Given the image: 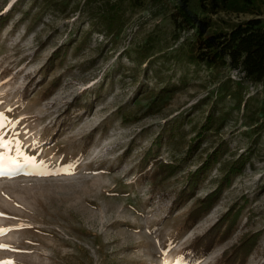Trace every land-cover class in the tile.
I'll list each match as a JSON object with an SVG mask.
<instances>
[{"label": "rangeland", "instance_id": "1", "mask_svg": "<svg viewBox=\"0 0 264 264\" xmlns=\"http://www.w3.org/2000/svg\"><path fill=\"white\" fill-rule=\"evenodd\" d=\"M177 2L0 0V264H177L183 246L235 202L236 228L194 264H216L247 232L260 236L245 264H264V84L189 62L192 32L171 20ZM248 11L209 14L212 28L255 12L264 22V0ZM58 48L66 53L39 75ZM83 95L92 106L76 111ZM162 131L173 137L162 139L157 159L181 166L159 184L137 165ZM219 144L193 198L173 206L187 172ZM241 156V172L186 230L195 199L212 193L223 162Z\"/></svg>", "mask_w": 264, "mask_h": 264}, {"label": "trees", "instance_id": "2", "mask_svg": "<svg viewBox=\"0 0 264 264\" xmlns=\"http://www.w3.org/2000/svg\"><path fill=\"white\" fill-rule=\"evenodd\" d=\"M251 5H253V0H178L171 13V20L175 31L192 32L186 53L189 62L211 69L227 68L236 70L241 74L242 79L252 83L264 84V22L260 17L261 14L255 12V16L237 22L227 30H214L209 17V14H216L218 11L228 8L239 12H250L248 10H250ZM109 15L110 18L105 25L106 28H110L109 22L112 21L113 17V15ZM6 20L0 18V30L4 27ZM178 37L176 36V38ZM147 45L146 43L142 55L145 54ZM65 53L66 50L63 48L55 50L45 63L44 69L39 71V75L45 76L49 70L57 65V61L61 60ZM56 80L57 78L54 81ZM99 94L100 91H97L93 98H97ZM90 99L91 97L85 95L77 98L74 103L76 111L90 110L92 106V103L89 102ZM68 115H70V112ZM207 120L208 125L212 123L210 118ZM208 125L207 123L202 125L200 130L197 131L184 154L183 160L192 157L201 143L202 134L208 129ZM165 135L167 133L164 131L157 135L143 152L137 165L138 172L142 177L149 174L151 181L159 184L172 176L181 166V163H167L157 159ZM169 137L172 138L173 136L171 134L167 135V138ZM133 144L134 141H131L126 154H129L132 150ZM224 148L222 144H219L207 155L196 171L187 172L184 184L175 193L172 201L173 206H179L193 198L198 184L206 179V173L218 162ZM245 159L241 156L238 161L223 162L222 167L219 169L222 176L217 180L212 193L207 194V197L196 198L193 202L194 208L189 212L183 223L186 230L217 202L222 191L229 186L234 176L241 172V165ZM149 166L152 168L150 172L147 171ZM237 204L238 202L233 203L228 212L221 216L214 226L183 246L177 264H194L198 259L205 258L216 244L223 242L230 236L236 228L237 218L241 210V206L238 207ZM259 236L260 234L254 232L242 234L236 243L221 253L216 264H245L247 257L252 253L258 242Z\"/></svg>", "mask_w": 264, "mask_h": 264}, {"label": "snow or ice", "instance_id": "3", "mask_svg": "<svg viewBox=\"0 0 264 264\" xmlns=\"http://www.w3.org/2000/svg\"><path fill=\"white\" fill-rule=\"evenodd\" d=\"M0 116H2V114H0ZM0 148H5V149L7 148V144L4 143L2 138H0ZM4 159H5V157L2 154H0V175L5 174L3 172V168H2V163H3ZM26 159L28 160L29 163H32V164L35 163V161L31 160L30 158H26ZM0 231H3V230H0Z\"/></svg>", "mask_w": 264, "mask_h": 264}]
</instances>
